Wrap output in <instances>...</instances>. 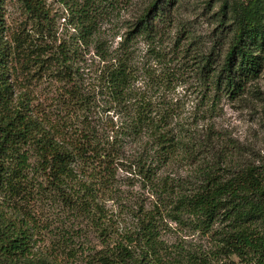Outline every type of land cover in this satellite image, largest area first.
<instances>
[{
	"label": "rangeland",
	"instance_id": "obj_1",
	"mask_svg": "<svg viewBox=\"0 0 264 264\" xmlns=\"http://www.w3.org/2000/svg\"><path fill=\"white\" fill-rule=\"evenodd\" d=\"M36 1L42 19L17 0L4 5L13 101L60 145L83 141L87 156L62 183L33 146L0 147V244L27 238L32 264H97L101 254L113 264H231L222 224L176 217L173 197L208 172L264 173V53L240 94L215 85L248 0H173L148 30L137 21L151 0ZM118 67L119 103L107 82ZM136 103L165 126V162L149 131L126 126Z\"/></svg>",
	"mask_w": 264,
	"mask_h": 264
},
{
	"label": "trees",
	"instance_id": "obj_2",
	"mask_svg": "<svg viewBox=\"0 0 264 264\" xmlns=\"http://www.w3.org/2000/svg\"><path fill=\"white\" fill-rule=\"evenodd\" d=\"M17 1L42 19L43 5L38 1ZM5 2L0 0V147H7L17 153L22 145L33 146L39 150L41 163L49 169L51 176L65 183L72 175L71 164L76 158L87 156V153L83 141L74 140L68 145H60L44 132L40 124L29 117L25 101L14 104L10 82L14 53L5 39ZM171 4L173 0H151L138 18L140 29H150L152 21L156 18L160 20L161 16L167 14ZM263 11L264 0H248L242 15L236 19L226 62L221 74L216 75L220 81L215 85L225 94H240L247 81L256 79L260 73V53H264ZM108 76L112 96L117 103L123 102L127 91L125 69L118 67ZM129 119L126 126L132 132L149 131L157 142V149L165 152L156 159V163L165 162L162 157L169 154L173 144L171 139H167L166 131L161 130L165 127L161 119L150 118L140 103L135 104ZM148 172L146 170L145 174ZM263 174L253 167H244L228 179H220L208 172L187 187L184 193L176 186L177 193L173 197L175 216L186 217L200 229H210L215 223L222 224L219 250L227 258H234L231 264H264ZM26 241L27 238L18 235L6 237L4 243L0 244V264H32L28 260ZM95 261L97 264H113L110 256L104 254L95 258ZM36 264L52 263L40 260Z\"/></svg>",
	"mask_w": 264,
	"mask_h": 264
}]
</instances>
